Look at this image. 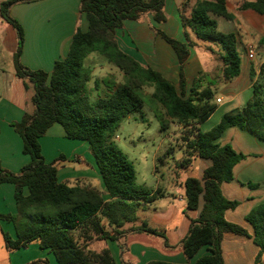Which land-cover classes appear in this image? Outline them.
<instances>
[{
	"label": "trees",
	"instance_id": "16d2710c",
	"mask_svg": "<svg viewBox=\"0 0 264 264\" xmlns=\"http://www.w3.org/2000/svg\"><path fill=\"white\" fill-rule=\"evenodd\" d=\"M37 1L40 0H5L0 4L2 18L17 36L13 59L16 74L34 86L33 113H26L21 121L12 124L22 138L23 154L30 157V162L19 173L0 165V184L15 186L17 205V213L0 215V221L12 223L16 232L13 239L3 231L6 247L22 249L36 243L53 253L58 264H116L109 249L95 252L89 247L99 241H115L124 262V254L129 250L128 236L147 234L161 238L168 249L180 248L187 259L185 263L155 260L147 264H224V236L228 233L251 236L245 228L226 219V213L236 210L240 202L226 198L221 189L222 184L234 180L233 169L245 155L237 153L230 144L219 145L217 140L232 127L264 140V66L258 74L251 70L254 83L248 104L224 113L216 126L202 132L200 125L217 110L212 89L215 83L203 72L187 92L183 72L190 54L187 45L159 32L181 64L177 88L161 73L124 53L115 39L116 30L122 29L126 20L139 21L146 14H152L155 22H166L165 0H81L79 10L85 15L88 28L84 31L77 27L67 56L56 61L51 73L31 70L22 64L25 32L10 14L17 4ZM248 9L264 17V0L245 2L239 7V10ZM217 17L234 20L227 9V0H198L190 15L184 17L183 26L192 30L198 39L221 47L222 80L230 82L240 76L242 59L236 35L222 33ZM260 44L264 46V38ZM93 52L102 55L124 76L123 83L114 85L108 95L95 102L91 101L88 87L92 70L85 64ZM146 86L154 87L151 100L157 105L154 113L161 131L167 132L171 123L187 130L180 165L187 166L194 159L212 162L200 178L190 177L184 182L187 209L198 210L201 198L204 204L177 246H171L165 231L151 227L139 213L146 204L160 198L162 190L154 191L138 184L134 163L111 141L112 133L124 119L133 113L143 114ZM56 123L64 128L68 139L88 144L108 200L95 188L60 182L57 162L65 158L63 155L55 162H46L39 140ZM173 152V148L168 149L165 160L174 159ZM158 171L156 167L155 174ZM246 220L253 227L252 238L259 247L258 264L264 257V204L248 213ZM204 247L209 248V254L191 263ZM30 264L49 262L40 260Z\"/></svg>",
	"mask_w": 264,
	"mask_h": 264
},
{
	"label": "crops",
	"instance_id": "0c3cea01",
	"mask_svg": "<svg viewBox=\"0 0 264 264\" xmlns=\"http://www.w3.org/2000/svg\"><path fill=\"white\" fill-rule=\"evenodd\" d=\"M80 1L40 0L17 4L11 8V16L19 21L25 32L21 55L23 65L31 70L51 73L56 61L65 59L77 27H81L84 31L88 28L85 15L79 10ZM197 1L165 0L166 22H155L152 14H146L139 21L126 20L123 28L116 30L115 39L124 53L132 56L142 65L161 73L177 88L181 64L172 46L159 32L187 45L190 54L183 66L187 92L194 80L204 72L215 83L212 87L215 92V102L221 99V103H217V110L200 125L202 131L203 127L212 121H214L213 125L219 123L224 113L244 108L251 99L254 83L251 79V70L258 74L264 66V46L260 44L264 38V17L250 9L239 10L243 3L254 0H227V9L234 15V20L217 17L218 28L222 33L236 35L242 65L240 76L233 81L225 82L222 80L220 61L223 52L212 56L206 53L214 46L218 48V45L198 39L192 30L183 26L184 17L190 15ZM185 3L186 7L183 6ZM248 45L254 46L256 51L255 58L252 60L247 55ZM4 47L6 52L0 51V165L13 173H19L22 167L30 162V157L23 154L22 138L12 124L21 121L26 113H33L34 86L16 74L13 59L17 49V36L12 27L8 30ZM202 47L205 48L202 52L195 51ZM5 54L10 64L6 68L2 63ZM216 55L219 56L215 58ZM86 66L92 70V79L88 84L90 97L91 94L98 99L105 97L114 85L123 83V73L107 60L104 63L92 61ZM215 70L218 72L214 73ZM223 95L229 97L227 102L224 101ZM224 104L225 106L221 107ZM39 141L47 163L57 161L61 155L65 157L57 162L60 182L69 186L95 188L103 193L105 200L109 199L87 143L68 139L64 128L57 123ZM217 143L221 146L230 144L237 153L245 155V159L233 169L234 180L222 184L221 189L226 198L240 202L236 210L226 213L227 220L242 226L251 236L244 237L232 233L224 236L222 242L224 264H257L259 247L253 241L254 230L247 222L246 216L254 208L264 204V140L237 127H232L222 134ZM211 164L210 160L194 159L173 177L167 178L165 175L162 176V173L157 175L161 181H164V178L168 179L169 183L166 185L172 187V191L175 188L180 191L176 196L169 192V188L166 189L160 184L162 196L150 203L151 207L144 206L149 214L143 215V220H146L153 228L164 230L171 246H177L186 236L191 221L199 217L204 204L201 198L198 210L187 209L184 182L190 177L200 178L203 171ZM28 193L29 191L25 189V194L28 195ZM165 199L168 203L163 201ZM173 199L176 202H173ZM15 213H17L15 186L9 183L0 184V215ZM103 224L107 225V221L103 220ZM0 228L2 235L5 231L13 239L16 238L12 223L0 221ZM130 238L134 239L136 244H131ZM127 241L129 250L124 254V262H121V250L115 241L95 242L89 250L100 252L105 248L109 249L116 264H147L155 260L187 262L180 248H166L164 241L159 237L136 234L128 236ZM207 254H209V248L204 247L191 260V263ZM40 260H46L49 264H58L53 253L41 249L36 243L22 249H9L5 244V248L0 253V264H30ZM258 264H264V257Z\"/></svg>",
	"mask_w": 264,
	"mask_h": 264
},
{
	"label": "rangeland",
	"instance_id": "374dc122",
	"mask_svg": "<svg viewBox=\"0 0 264 264\" xmlns=\"http://www.w3.org/2000/svg\"><path fill=\"white\" fill-rule=\"evenodd\" d=\"M2 1L5 0H0V3ZM9 28H11V26L5 22L0 14V51L2 52L5 51L4 46L5 41L8 37ZM215 45L217 46V44ZM202 50H205V48L202 47L198 50L195 49V51L198 53L202 52ZM219 52H223L220 46H218V48H215L214 46L212 50L209 49L206 51V53L211 56L213 54H219ZM218 56L219 55H216V57H214L217 58ZM8 60L9 59L5 54L2 60L3 66L5 68L9 67L10 65ZM92 61L104 63L106 62V59L102 57L98 52H94L85 59V63L89 64ZM97 65L99 67V64ZM216 72L218 71L215 70L214 73ZM153 93L154 87H144V97L146 105L143 108V114H141L140 112L133 113L128 118L124 119L120 126L112 133L111 141L118 145L134 163L138 184L154 191L157 190L159 188V185L161 184V186H165L166 189L169 188L168 190L171 194H176L177 196L180 190L178 188H175L172 191V187H169L166 184L169 183L167 179L168 176L173 177L183 168L180 164L183 157V150L186 149L183 136L186 135L187 130L176 123H171L170 129L167 132L161 131L160 122L157 120L154 113L157 105L151 100V96ZM100 95L103 96L102 94ZM91 98L93 102L98 99V97L96 98V96L94 97L92 94ZM223 98L225 102H227L229 99V97L225 95H223ZM224 106L225 104L221 107ZM162 111L164 112L165 110ZM213 122L214 121L206 124L203 127L202 132L210 131L214 126L218 124L217 122L213 125ZM171 148H173L174 150L172 154L174 159L165 160V154L167 150ZM156 167H158L159 169L158 175L162 173V176H167V178H164V181L159 180L160 178L157 177V174H155ZM163 201H166V203H168V200L166 199ZM172 201L176 202L174 201V199ZM146 205H148V207H151L150 203ZM139 213L141 219H143V215L147 216L149 214L146 208L144 210L141 209ZM130 243L136 244L134 239L131 240V238ZM139 244H141V242ZM4 248L5 242L0 228V253Z\"/></svg>",
	"mask_w": 264,
	"mask_h": 264
},
{
	"label": "built area",
	"instance_id": "2783aa9c",
	"mask_svg": "<svg viewBox=\"0 0 264 264\" xmlns=\"http://www.w3.org/2000/svg\"><path fill=\"white\" fill-rule=\"evenodd\" d=\"M247 50V55H248V58L249 59H254L255 58V55H256V51H255V48L254 46L252 45H248V47L246 48ZM217 103H221V99H217Z\"/></svg>",
	"mask_w": 264,
	"mask_h": 264
}]
</instances>
